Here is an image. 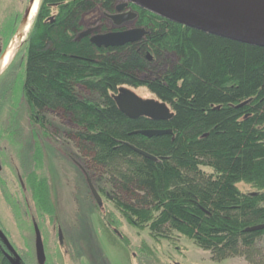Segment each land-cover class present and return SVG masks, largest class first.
Listing matches in <instances>:
<instances>
[{
    "label": "trees",
    "instance_id": "16d2710c",
    "mask_svg": "<svg viewBox=\"0 0 264 264\" xmlns=\"http://www.w3.org/2000/svg\"><path fill=\"white\" fill-rule=\"evenodd\" d=\"M53 1L62 3L56 23L33 28L24 65L20 52L0 77V97L21 92L31 124L41 130L48 128L49 113L68 117L86 165L106 178L114 191L109 201L132 227L147 230L156 242L190 240L216 263L241 258L264 264V230L249 231L264 225V48L136 6L135 27L148 35L125 47L98 48L89 38L77 40L82 18L98 7L113 13L118 0ZM149 54L159 63L148 62ZM124 86L146 87L171 108L173 119H130L114 99ZM153 129L173 134H135ZM241 183L257 192H241ZM27 186L38 212L52 220L48 182L33 172ZM6 253L11 255L0 238V264H10ZM19 255L22 264H39L37 253Z\"/></svg>",
    "mask_w": 264,
    "mask_h": 264
},
{
    "label": "rangeland",
    "instance_id": "374dc122",
    "mask_svg": "<svg viewBox=\"0 0 264 264\" xmlns=\"http://www.w3.org/2000/svg\"><path fill=\"white\" fill-rule=\"evenodd\" d=\"M32 1L0 0V27L12 14L22 15ZM34 22L35 19L20 54L22 65ZM81 23L86 29L103 24L101 33L116 28L105 19L100 7L84 15ZM121 26L133 29L135 21ZM4 31L9 33L10 26ZM2 38L4 42L7 36ZM149 56L152 60L147 58L148 62L159 63L151 54ZM168 67H156L154 74L162 73ZM23 78L24 67L22 78L17 81L20 85ZM123 88L145 101L160 102L146 87ZM79 94L86 100L100 102L98 96L83 90H79ZM21 95L19 92L0 97V228L18 254L30 251L32 256L36 255L35 227H38L45 246V264H248L241 258L216 263L209 252L197 248L190 240L175 236L172 242H156L147 230L132 227L109 201L108 197L112 198L114 191L106 178L86 165V158L73 138L77 129L70 119L49 113L47 129L34 127ZM33 172L48 182L56 210L52 220L38 212L28 189L27 177ZM88 179L102 198L101 206L90 190ZM238 188L247 194L257 192L245 183L239 184ZM109 215L112 226L106 221ZM261 245L264 247V237Z\"/></svg>",
    "mask_w": 264,
    "mask_h": 264
},
{
    "label": "water",
    "instance_id": "95a60500",
    "mask_svg": "<svg viewBox=\"0 0 264 264\" xmlns=\"http://www.w3.org/2000/svg\"><path fill=\"white\" fill-rule=\"evenodd\" d=\"M116 11L117 15L111 18L121 25L134 19L135 14L125 13L134 5L160 16L171 22L183 25L187 28L201 31L216 37L228 39L234 42L264 48V4L258 0H121ZM30 12L26 15L24 23H27ZM96 29H88L82 32L78 41L90 38V42L98 48L116 49L127 45L141 42L148 32L144 28H134L120 32H109L105 34H94ZM18 33V32H17ZM11 44V42H10ZM9 44V45H10ZM148 59L151 57L148 55ZM114 99L122 113L130 119L137 120L146 117L153 121H170L174 114L165 103L158 101H145L135 93L125 88H120ZM135 134L148 138L172 135L171 130H141ZM130 147L145 158L156 161V157L146 151L140 150L132 145ZM2 169L0 162V171ZM90 190L97 203L102 205V198L88 179ZM264 225L249 229V231H262ZM37 253L41 264L46 260L43 239L38 228ZM61 235V231H60ZM11 255L6 253L10 264H22L21 258L15 251L8 238L0 231Z\"/></svg>",
    "mask_w": 264,
    "mask_h": 264
},
{
    "label": "flooded vegetation",
    "instance_id": "af4514ba",
    "mask_svg": "<svg viewBox=\"0 0 264 264\" xmlns=\"http://www.w3.org/2000/svg\"><path fill=\"white\" fill-rule=\"evenodd\" d=\"M30 0H28L29 2ZM32 4V3H31ZM121 4V0H118V3L117 5L115 6V10L113 13H109L107 12L106 10H103L104 14H105V19L107 21H109L112 25H114L116 28L112 31H109V32H120V31H125V30H128V29H123L121 25H118L111 17L112 16H115L117 15V7ZM62 3L61 2H56V1H51V0H42V4L40 5V8L38 10V13H37V16L35 18V22H34V27L35 26H40V25H53L56 23V20H57V17L59 15V12H60V7H61ZM31 6V5H30ZM30 6L28 7V9H25L23 14L20 15V14H12L11 16H9L5 22L3 24H1V27H0V58L3 56V54L5 53L8 45L10 44L13 36L10 38L11 36V33L13 31H15V34L17 33V31L19 30V28L24 24V21H25V18H26V15L27 13L29 12L30 10ZM131 10L134 12L135 14V17L133 20L136 19V16H137V12L134 11L132 8ZM128 11H125V13H127ZM131 20V21H133ZM130 22V21H128ZM127 23V22H125ZM102 24V23H101ZM83 25V24H82ZM6 26H10V32L9 33H5V28ZM84 26V25H83ZM102 25H99L98 27L96 28H88V29H96V32L94 34H105V33H101L102 32ZM33 27V28H34ZM121 27V28H120ZM136 28V27H134ZM85 28L84 26V31L88 30ZM106 30V29H104ZM109 32H106V33H109ZM3 36H7L6 40L3 42L1 41V39H3L2 37ZM10 38V39H9ZM89 38V37H88ZM9 39V40H8ZM90 39V38H89ZM152 60V59H151ZM10 68V67H9ZM8 68V69H9ZM5 73V72H4ZM3 73V74H4ZM2 74V75H3ZM1 75V76H2ZM0 76V77H1Z\"/></svg>",
    "mask_w": 264,
    "mask_h": 264
},
{
    "label": "bare ground",
    "instance_id": "6f19581e",
    "mask_svg": "<svg viewBox=\"0 0 264 264\" xmlns=\"http://www.w3.org/2000/svg\"><path fill=\"white\" fill-rule=\"evenodd\" d=\"M260 3L264 4V0H258ZM41 0H33L32 4L30 6V17L27 23H24L20 29L17 35L12 40L11 44L3 54V56L0 58V76L10 67L12 61L16 57L19 49L21 48V45L24 43L27 34L29 33V30L31 28V23L35 19L38 9L40 6Z\"/></svg>",
    "mask_w": 264,
    "mask_h": 264
}]
</instances>
